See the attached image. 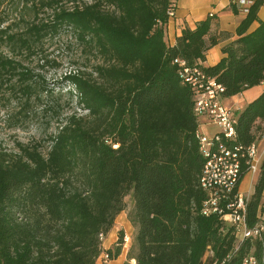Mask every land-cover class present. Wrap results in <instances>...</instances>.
I'll list each match as a JSON object with an SVG mask.
<instances>
[{
    "label": "trees",
    "instance_id": "obj_1",
    "mask_svg": "<svg viewBox=\"0 0 264 264\" xmlns=\"http://www.w3.org/2000/svg\"><path fill=\"white\" fill-rule=\"evenodd\" d=\"M15 2L19 19L0 14V88L25 97L23 107L38 92L55 94L17 59L35 55L45 40L68 30L101 62L90 73L65 75L85 114L65 117L46 153L39 146H19L18 154L0 150V264H96L103 254L117 259L123 233L114 249L104 250L102 241L129 194L135 234L126 264H241L248 255L264 264V230L235 252L234 228L201 214L197 122L176 61L200 66L208 50L230 38L211 33L213 15L168 46L172 0H87L71 8L61 0ZM261 4L248 7L221 59L200 66L224 87L225 98L264 84ZM232 10L238 13L235 3ZM45 11L51 16L41 19ZM235 134L242 148L264 136V90L237 114ZM263 192L264 157L247 202L249 227L264 214Z\"/></svg>",
    "mask_w": 264,
    "mask_h": 264
},
{
    "label": "rangeland",
    "instance_id": "obj_2",
    "mask_svg": "<svg viewBox=\"0 0 264 264\" xmlns=\"http://www.w3.org/2000/svg\"><path fill=\"white\" fill-rule=\"evenodd\" d=\"M61 5L71 8L87 0H61ZM13 0H0V14H6L9 20L19 19L20 15L14 6ZM21 5H19V8ZM23 10L21 11L22 14ZM27 17V13H23ZM41 19L51 16L50 11L40 14ZM49 16V17H48ZM21 65L28 71L33 80L42 82L48 89H53L55 94L32 96L27 106H22L25 97L5 88H0V150L9 154H18L19 146L40 147L43 153L49 149V137L54 135L61 121L70 114L84 115L77 104L73 94H69V86L64 80L65 75L73 71H85L90 73L95 65L101 62L100 57L89 54L83 46L76 42L72 33L63 30L57 36L43 42V46L36 50L30 57L21 56ZM17 89V86H16ZM14 92V93H13ZM249 94H245L242 101L249 100ZM236 98L231 99L234 103ZM232 103H228L229 106ZM240 109V108H239ZM233 111V110H232ZM237 117V115L234 114ZM206 133L217 130L216 127H205ZM247 184L244 188L247 189ZM244 195H247L243 191ZM125 209L114 221V226L109 235L104 237L102 248L114 249L118 239V233H123V242L120 256L108 261L103 254L96 264H126L129 260V251L135 228L128 219V214L133 208L131 195L124 198ZM131 263H133L131 261Z\"/></svg>",
    "mask_w": 264,
    "mask_h": 264
},
{
    "label": "built area",
    "instance_id": "obj_3",
    "mask_svg": "<svg viewBox=\"0 0 264 264\" xmlns=\"http://www.w3.org/2000/svg\"><path fill=\"white\" fill-rule=\"evenodd\" d=\"M241 12L247 14L248 7L253 1L235 0L233 1ZM173 12H169V17ZM178 63V75L183 81H187L189 90L192 91L195 103L201 116L199 130L195 133L202 135V146L205 152H209V161H205L206 166V192L201 206V214L205 217L216 216L226 225L234 228L235 247L237 241L241 239L253 240L260 236L264 230V214L258 213L259 221L249 227L246 218V207L249 195H244L240 189V184L245 175H258L262 161L261 145L257 148H242L235 142V148L222 146V136H231L232 119L234 113L230 107L224 103V87L216 80L208 76L200 66H187L184 62ZM205 127H216L217 130L211 134L204 132ZM209 139H216V146H209ZM244 152H251L252 162L250 168H246V173L241 177H233V169L243 163ZM106 257V256H105ZM107 258V257H106ZM253 256H246L241 264H252Z\"/></svg>",
    "mask_w": 264,
    "mask_h": 264
},
{
    "label": "crops",
    "instance_id": "obj_4",
    "mask_svg": "<svg viewBox=\"0 0 264 264\" xmlns=\"http://www.w3.org/2000/svg\"><path fill=\"white\" fill-rule=\"evenodd\" d=\"M235 0H172L173 3V16L169 17L166 24L164 41L168 46H174L177 37L182 33L185 28L193 30L195 25L205 20L210 14L214 17V24L211 27L212 34L227 33L230 38L223 40L220 44L212 47L206 53V59L204 62H198L201 67H209L215 65L222 57L221 47L231 40L236 38L235 29L239 22L245 17L246 14L242 13L238 8V13L232 10V3ZM255 1V0H249ZM262 4L258 10L257 17L258 21L264 20V0H261ZM258 26V22H254L250 27L249 31L254 30ZM264 90V84L254 86L236 96L225 98L224 103L233 110L235 115L239 114L245 106L257 98ZM249 100H243L245 94H249ZM236 98L234 103L231 99ZM232 103L231 106L228 103ZM240 108V109H239ZM236 117V116H235ZM261 145L262 156L264 157V137L257 142ZM258 175H245L240 184V189L249 196L252 194L253 186L256 183ZM247 184V189L244 188V184ZM264 205V192L262 196ZM109 235V234H108Z\"/></svg>",
    "mask_w": 264,
    "mask_h": 264
},
{
    "label": "bare ground",
    "instance_id": "obj_5",
    "mask_svg": "<svg viewBox=\"0 0 264 264\" xmlns=\"http://www.w3.org/2000/svg\"><path fill=\"white\" fill-rule=\"evenodd\" d=\"M184 83L188 86L187 81H184ZM192 95V101H193V115L197 122V130H199V124H201V116L198 110V104L195 103L194 94L191 91ZM237 122V117L234 116V119H232V132L234 133V139L231 136H222V146L226 148H235V142H236V134H235V126ZM264 137V136H263ZM262 137V138H263ZM195 138L198 142L199 146V154L203 160V170H202V177H201V187L206 192V179H205V173H206V166L205 161H209V152L204 151V147L202 146V135L195 133ZM209 146H216V139H209ZM248 148H257V142L249 146ZM252 162V155L251 152H244L243 154V163H239L238 167H235L233 169V177H241V173L243 170H246V168H250ZM244 240L249 239H241L240 241H237V247L234 249L236 252L239 247H241V244ZM252 264H256V261L253 257Z\"/></svg>",
    "mask_w": 264,
    "mask_h": 264
}]
</instances>
